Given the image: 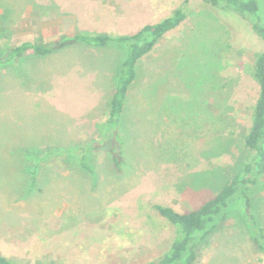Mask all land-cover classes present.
<instances>
[{"label":"rangeland","instance_id":"374dc122","mask_svg":"<svg viewBox=\"0 0 264 264\" xmlns=\"http://www.w3.org/2000/svg\"><path fill=\"white\" fill-rule=\"evenodd\" d=\"M256 2L264 25V0ZM177 9L185 20L138 63L121 144L98 125L124 49L71 44L0 64L1 255L17 264L156 262L174 228L153 206L194 210L248 157L264 41L248 20L202 0H0V48L129 35ZM249 193L264 228V174ZM193 264H264L239 204Z\"/></svg>","mask_w":264,"mask_h":264},{"label":"trees","instance_id":"16d2710c","mask_svg":"<svg viewBox=\"0 0 264 264\" xmlns=\"http://www.w3.org/2000/svg\"><path fill=\"white\" fill-rule=\"evenodd\" d=\"M202 1L222 15L230 13L248 20L254 34L264 41V25L258 15L256 0ZM186 16L184 10L177 9L162 21L144 25L129 35L75 34L62 37L50 47L23 42L18 46L0 48V64L20 60L30 51L37 56H46L71 44L93 48L124 49L125 57L118 66L116 82L108 102L107 117L98 125L102 136L108 137L112 134L115 141L120 143L118 130L124 113L127 93L137 77L138 63L153 50L161 38L176 29ZM253 75L259 92L253 108L251 124L244 137V147L249 153L246 161L241 164L237 172L225 180L211 199L190 212L179 213L168 206L159 204L153 206L156 213L172 225L174 233L167 250L158 260L146 264H193L196 260L198 246L227 220L235 204L241 206L246 224L252 234V241L257 250L264 255V228L259 225L252 214V198L249 193L250 188L264 174V52L256 56ZM78 158L80 166L88 169L87 151L80 153ZM113 163L115 169L120 170L121 163L118 156L113 158ZM0 264L17 263L0 254Z\"/></svg>","mask_w":264,"mask_h":264}]
</instances>
